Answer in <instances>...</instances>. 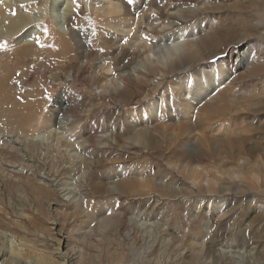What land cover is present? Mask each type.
Instances as JSON below:
<instances>
[{
	"label": "rangeland",
	"instance_id": "rangeland-1",
	"mask_svg": "<svg viewBox=\"0 0 264 264\" xmlns=\"http://www.w3.org/2000/svg\"><path fill=\"white\" fill-rule=\"evenodd\" d=\"M112 1L75 0L77 20L46 16L31 44L0 36V264H264V80L232 74L220 88L235 96L225 94L229 112L199 104L188 113L172 76L149 71L132 49L147 42L156 59L175 38L189 46L215 34V47L197 46L194 70L227 55L233 65L241 49L263 58L264 0ZM140 17L152 27L137 33ZM24 48L35 54H13ZM227 138L234 147H220ZM192 157L199 178L180 169ZM239 166L259 177L234 178Z\"/></svg>",
	"mask_w": 264,
	"mask_h": 264
},
{
	"label": "bare ground",
	"instance_id": "bare-ground-1",
	"mask_svg": "<svg viewBox=\"0 0 264 264\" xmlns=\"http://www.w3.org/2000/svg\"><path fill=\"white\" fill-rule=\"evenodd\" d=\"M37 0H0V36H3V38H8L7 36L16 38V43H23V44H31L33 40H31V38L33 37V35L35 34L34 32V28H35V24L37 23H44L45 17L48 16L50 17L54 24L56 26H59L60 23V18L57 16V14L59 13V11L61 10L66 11L69 13V21L73 20L76 21L77 18L75 16V13H78V8L75 7V4L73 3V1L71 0H49L47 7L44 8L43 4H38L36 5ZM107 2V0H105ZM117 1V0H114ZM143 1V0H142ZM91 2H97V7L102 6L101 0H91ZM119 2V1H118ZM145 2V1H144ZM169 2V0H168ZM115 2L108 1L107 2V6H109L110 4H114ZM119 4V3H118ZM117 4V5H118ZM123 5V4H122ZM120 5V7L122 6ZM165 5V4H164ZM104 6V5H103ZM114 6V5H113ZM38 7V8H37ZM111 8V6H109ZM119 6H114L112 8L113 12H116V14H120L122 10H120ZM123 7V6H122ZM169 7V4H168ZM166 7V8H168ZM94 8V7H93ZM101 8V7H100ZM126 8V7H123ZM149 8V7H148ZM158 8V7H157ZM103 9V8H102ZM109 9V8H107ZM106 9V10H107ZM122 9V8H121ZM131 9V8H130ZM98 10V8H97ZM95 10V11H97ZM105 10V9H104ZM103 10V11H104ZM105 10V11H106ZM155 10L158 11L159 9ZM173 9L170 8L168 11H172ZM94 11V10H92ZM99 11V10H98ZM102 11V10H101ZM102 11V12H103ZM111 11V13H112ZM129 15L131 14H135L134 11L131 10H127ZM147 11H149L147 9ZM167 11V10H166ZM178 9L175 10L174 12L171 13L174 17H176L177 13H178ZM108 12H110V9L108 10ZM167 12V13H169ZM95 13V12H94ZM97 13V12H96ZM99 13V12H98ZM106 13V12H105ZM123 13V12H122ZM145 13V12H144ZM148 13V12H147ZM166 13V12H165ZM104 14V13H103ZM109 14H107L108 16ZM152 15V14H151ZM96 16V15H95ZM142 16V15H140ZM145 16V15H144ZM111 17V16H110ZM127 17V16H126ZM63 18V17H62ZM151 18V17H150ZM178 18V16L176 17ZM147 19V18H146ZM51 20V21H52ZM142 18L140 17L139 20H137V22H135L134 24L132 23V26H136L139 25V27H135L136 32L141 33L140 31V26L144 25L149 28L152 26H148L149 24V20L147 19V23L142 22L141 21ZM152 20V19H151ZM156 20V19H155ZM132 20H130L131 22ZM129 22V23H130ZM133 22V21H132ZM159 22V21H158ZM245 22V21H244ZM128 23V21H127ZM153 24H155L156 22H152ZM166 23V22H165ZM239 23V22H238ZM115 24V23H114ZM158 24V23H157ZM119 25V24H118ZM116 25V26H118ZM129 25V24H128ZM152 25V24H151ZM165 25V24H164ZM115 26V27H116ZM120 26V25H119ZM118 26V28H120ZM127 26V25H126ZM132 26L130 27V25L128 27H130L129 30H131ZM126 27V28H128ZM118 28H116L118 30ZM125 28V29H126ZM154 28V26H153ZM152 28V29H153ZM213 28V27H212ZM258 28V27H257ZM120 30V29H119ZM128 30V29H127ZM142 30V28H141ZM148 30V29H147ZM212 30V29H211ZM233 31V30H232ZM122 32V31H119ZM130 32V31H128ZM133 32V31H132ZM135 32V31H134ZM135 32V33H136ZM149 32V31H147ZM205 32V31H204ZM136 33V35H137ZM146 33V32H145ZM150 33V32H149ZM261 33V32H259ZM125 34V33H122ZM130 34V33H129ZM126 34V35H129ZM205 34V33H204ZM134 35V34H133ZM132 35V36H133ZM140 35V34H139ZM210 35V34H209ZM257 35V34H256ZM232 36V35H231ZM240 36V35H239ZM253 36V35H252ZM194 37V36H193ZM244 37V36H243ZM247 37V36H245ZM244 37V38H245ZM258 37V36H257ZM260 37V36H259ZM262 37V36H261ZM141 38V37H140ZM209 38V39H208ZM207 39L202 38L200 43H194L191 45H184L186 42L183 41H176L178 38H175L171 41V44L169 45V47L166 49L165 51V55L161 56L160 58H152V56L150 55V44H147V42H141V40H137L136 37V43L135 45H133L132 49H137L138 52L142 53L143 55V59H144V63L145 64V68L147 66V69L149 71L153 72H157V76H162V77H166L165 75L167 73H169V75L172 76L173 78V82L174 85L176 86V90L178 92L181 93L182 98L180 100V105L184 106L185 110L188 112V110H194L196 106H201V104H206L205 105V110L204 113L209 111L211 115H221L222 113L225 112H229L231 105L226 103L224 100L226 98V93H229L231 95L230 98H233L235 96L232 97V94L230 93L231 91L226 89H223L220 91V88H222L224 81L228 80L230 76H232V74L234 75L235 73H239L238 76H242L243 73L246 74L247 78L246 79H253V78H260V80H264V56H262L263 58H257L255 56V54L250 50V49H245L241 52L238 53L234 59V63L232 65V61H230L229 57L230 55H227L226 58L224 59V61H219L217 63H215L214 65H212L209 69L207 67V70L204 69V72H202V70H194L193 66H194V62L199 60V57L196 59V57L198 56L197 54V46H198V52H204L206 51V49L208 47H215V42L217 40L215 34H212V36L208 37ZM249 38V37H248ZM243 39V38H240ZM131 40V39H130ZM233 40L235 41V37L233 38ZM186 41V40H185ZM225 41V40H224ZM241 41V40H239ZM233 41H229V43H231ZM243 42V41H242ZM245 43V42H244ZM237 44V43H235ZM194 46H196V48H194ZM221 47V46H220ZM264 50V49H263ZM262 50V51H263ZM136 52V51H135ZM224 53V52H223ZM12 54V53H11ZM16 57L18 56H25V55H34L35 52L32 48H24L21 49L19 51H15L13 53ZM12 54V55H13ZM138 54V53H137ZM202 54V53H201ZM205 54V53H204ZM9 55V54H8ZM11 55V56H12ZM172 56V57H171ZM177 56L175 59H171L173 57ZM5 58H7V56H4ZM183 57V58H182ZM232 57V56H231ZM214 58V56H211L208 58V60L210 59L212 61V59ZM194 59H196L194 61ZM170 60V62H169ZM201 60V59H200ZM4 61V60H2ZM173 61V62H172ZM215 61V60H214ZM225 62V64H224ZM5 64V63H4ZM170 64V65H167ZM233 66V67H231ZM100 67V66H99ZM142 67V66H141ZM5 68V67H4ZM188 74H190L192 76V78L190 80H180L182 79L181 77H185ZM235 74V75H236ZM156 76V77H157ZM237 76V75H236ZM235 76V77H236ZM180 77V81H176L177 78ZM243 77V76H242ZM171 78V77H170ZM239 78V77H238ZM241 78V77H240ZM156 79V78H155ZM159 79V78H158ZM128 80V79H127ZM134 80V79H133ZM143 80V79H142ZM172 80V79H171ZM150 81V79L148 80ZM237 81V79H236ZM255 80H253L254 82ZM232 82V80H231ZM248 82V81H247ZM250 82V81H249ZM248 82V83H249ZM261 82V81H260ZM263 82V81H262ZM117 83V82H116ZM142 83V82H141ZM146 83V82H145ZM192 83L193 86L190 87V84ZM252 84V83H251ZM110 85V84H109ZM109 85H107L105 83V85L102 86V88H104V90L106 91V89L109 88ZM116 85V84H115ZM129 85V84H128ZM156 85V84H155ZM225 85V84H224ZM243 85V84H242ZM249 85V84H247ZM118 85H116L117 88ZM157 86V85H156ZM232 88V85H230ZM241 86V85H240ZM252 86V85H251ZM150 87V86H148ZM229 87V86H228ZM244 87V86H243ZM250 87V86H247ZM225 88V87H224ZM234 88V87H233ZM232 88V89H233ZM245 88V87H244ZM115 90V88H112ZM119 89V88H117ZM152 89V88H151ZM230 89V87H229ZM103 90V89H102ZM102 90H100L102 92ZM103 90V91H104ZM123 90V89H122ZM153 90V89H152ZM125 91V90H124ZM154 91V90H153ZM176 91V92H177ZM219 91V92H218ZM108 92V91H107ZM116 92V91H115ZM218 92V93H217ZM145 93V91H144ZM148 95V92H147ZM229 95V96H230ZM235 95V94H234ZM261 96H263V94H260ZM179 97V96H178ZM241 97V96H240ZM158 99V98H157ZM169 99V98H168ZM167 99V101H168ZM227 99V98H226ZM229 99V98H228ZM235 99V98H234ZM232 99V100H234ZM259 99V98H258ZM231 100V102H233ZM228 101V100H227ZM258 101V100H257ZM260 101V100H259ZM164 103H166V101H163ZM173 103V101H172ZM172 103H166L167 104V110L169 112H171V116H173L174 112H175V108L173 106ZM230 103V101H229ZM262 103V101H261ZM260 103V104H261ZM178 104V103H176ZM263 104V103H262ZM175 105V104H174ZM252 105V104H251ZM250 105V106H251ZM165 106V105H164ZM234 106V105H233ZM257 106V104H256ZM162 107V101L161 100H155L152 101V103H150L148 105V112L150 114V116H153L154 118H156V116L158 115V113L160 112ZM246 107V106H245ZM247 108V107H246ZM232 109V108H231ZM235 109V108H234ZM242 109V108H241ZM261 109L264 110V106H261ZM179 110V109H178ZM240 110V109H239ZM235 112V111H234ZM189 113V112H188ZM167 114V113H166ZM187 115V114H186ZM204 116V115H203ZM218 116V115H217ZM231 116V115H229ZM146 117V116H145ZM226 117V116H225ZM59 118L61 119L62 116H59ZM173 118V117H172ZM58 119V117H57ZM59 119V120H60ZM63 119V118H62ZM60 120L59 122L56 121V126H60V124L63 122V120ZM146 119V118H145ZM207 119V118H206ZM232 119V118H231ZM234 119V118H233ZM237 119H239L237 117ZM172 120V119H171ZM208 120H210V118H208ZM154 121V120H153ZM170 121V120H168ZM58 122V123H57ZM186 122V121H185ZM198 122V121H196ZM196 122H194L196 124ZM201 121H199L200 123ZM152 123V122H151ZM162 123V122H161ZM175 123V122H174ZM173 123V124H174ZM190 123V122H188ZM197 123V124H199ZM202 123V122H201ZM191 124V123H190ZM190 124H183V125H178L177 130H180V132L186 133L187 131L190 130L191 125ZM163 126V125H162ZM175 126V125H174ZM173 126V127H174ZM205 126V125H204ZM177 126H175L176 128ZM148 128V127H147ZM155 128V127H154ZM157 128V127H156ZM166 128V127H165ZM175 128H172V130H174ZM197 128H199V126L197 125ZM153 129V128H152ZM150 130V129H149ZM148 130V131H149ZM145 131V130H144ZM159 131V130H158ZM163 131V130H162ZM169 132V131H168ZM175 132V131H174ZM177 132V131H176ZM141 133V132H140ZM159 133V132H158ZM178 133V132H177ZM160 134L162 135V133L160 132ZM175 134V133H173ZM181 134V133H179ZM189 134V133H188ZM141 135V134H140ZM178 135V134H175ZM168 136V135H166ZM184 136V135H183ZM168 138V137H167ZM164 139V138H163ZM176 139V138H175ZM181 139V138H180ZM228 139V138H227ZM169 145L172 146L176 143V141L178 142V140H174L171 141V139H169ZM207 140V139H206ZM205 140V141H206ZM258 140V139H257ZM138 142V141H137ZM167 142V143H168ZM208 142V140L206 141ZM259 142V141H258ZM164 143V142H163ZM147 144V143H146ZM148 144L151 146H155L156 148L159 147V141H156L154 138H148ZM178 144V143H177ZM208 145L209 142L207 143ZM235 144V143H234ZM148 145V147H149ZM168 145V144H167ZM147 146V145H146ZM145 146V147H146ZM166 146V145H165ZM215 146V145H214ZM212 146V147H214ZM243 146V145H242ZM154 147V148H155ZM174 147V146H172ZM220 147H224V148H232L233 143H230L229 139L226 140L224 143H222L220 145ZM216 148V147H215ZM218 148V146H217ZM192 149V148H191ZM172 153V152H171ZM170 153V154H171ZM174 155H177V151H173ZM190 154V153H189ZM182 156V155H181ZM192 156V155H191ZM182 158V157H181ZM189 159V158H188ZM187 160V159H186ZM189 165H183L181 166V170L186 172V175L188 176L187 178H199L201 177V171L199 170V167L194 165L193 163L196 162L194 157L189 159ZM240 167V166H239ZM234 170V169H233ZM233 170L231 169L230 171V175H232L234 178H258L259 177V173L253 169H249L246 170L244 167H240V168H236V170L233 172ZM182 171V172H183ZM181 173V172H179ZM228 174V173H227ZM226 174V175H227ZM185 175V174H184ZM231 176V177H232ZM123 184V183H122ZM129 187V183L123 184L122 188L125 189ZM80 204V205H79ZM78 207L79 209H82L84 211V208L81 206L82 203H79ZM82 212V211H81ZM85 212V211H84ZM87 214V213H86ZM87 216V215H86ZM93 216H89V218H92ZM100 218V217H99ZM103 218V217H102ZM102 218H100V220H102ZM94 221V220H93ZM98 221V220H97ZM106 221V220H105ZM99 222V221H98ZM107 222V221H106ZM104 224V222H103Z\"/></svg>",
	"mask_w": 264,
	"mask_h": 264
},
{
	"label": "snow or ice",
	"instance_id": "snow-or-ice-1",
	"mask_svg": "<svg viewBox=\"0 0 264 264\" xmlns=\"http://www.w3.org/2000/svg\"><path fill=\"white\" fill-rule=\"evenodd\" d=\"M73 3H75V0H73Z\"/></svg>",
	"mask_w": 264,
	"mask_h": 264
}]
</instances>
